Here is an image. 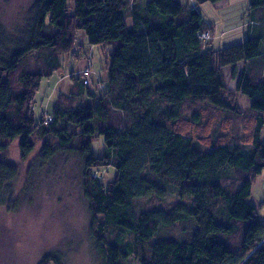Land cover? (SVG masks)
<instances>
[{"label":"trees","instance_id":"16d2710c","mask_svg":"<svg viewBox=\"0 0 264 264\" xmlns=\"http://www.w3.org/2000/svg\"><path fill=\"white\" fill-rule=\"evenodd\" d=\"M69 1L32 0L24 27L0 26V197L17 176L3 160L9 145L25 159L38 143L43 162L76 159L102 264H264V223L249 202L264 172V0L248 2L257 31L222 50L203 42L213 27L178 0H74L71 10ZM78 32L112 47L108 88L72 76L36 123L34 96ZM253 62L255 73L237 74ZM228 67L246 113L226 89ZM107 168L105 187L97 172ZM151 197L175 200L148 209Z\"/></svg>","mask_w":264,"mask_h":264},{"label":"rangeland","instance_id":"374dc122","mask_svg":"<svg viewBox=\"0 0 264 264\" xmlns=\"http://www.w3.org/2000/svg\"><path fill=\"white\" fill-rule=\"evenodd\" d=\"M178 1L190 10L195 9L213 27V31L205 32L203 42H211L214 50L239 45L246 39L249 0H231L230 6L222 8L208 2L198 4L197 0ZM31 4L32 0H0V26L4 31L13 35L24 27ZM73 5L74 0H70V10ZM111 51L110 45H89L84 33L78 32L71 52L59 57L60 69L50 78L42 79L34 96L31 108L36 123L51 115L57 100H64L71 89L72 76L82 79L87 71V81L97 82L94 89L101 83L106 91L105 71ZM223 76L227 91L245 112L249 109L248 100L237 94L230 67L223 70ZM205 116L211 122L214 115ZM33 140L36 139L33 137ZM101 142V137L94 140L95 153L101 150ZM260 142L264 145V129ZM39 151L37 143L34 151L22 159L18 147L12 143L3 157L17 168V176L3 188L0 197V264H102L90 236L88 205L76 159L57 154L43 162ZM97 173L105 187L114 175L109 168ZM262 183L263 177L253 183L249 202L256 207L259 221L264 223V208L260 207L264 202ZM174 200V197L163 201L151 197L141 204L149 209ZM129 264L136 263L130 260Z\"/></svg>","mask_w":264,"mask_h":264},{"label":"crops","instance_id":"0c3cea01","mask_svg":"<svg viewBox=\"0 0 264 264\" xmlns=\"http://www.w3.org/2000/svg\"><path fill=\"white\" fill-rule=\"evenodd\" d=\"M230 1L231 0H222V1H220L219 3H217L216 4V7L217 8H222V7H228V6H230ZM249 2V1H248ZM247 14H248V16H249V20L247 21V23H246V31L247 32H249L250 30L251 31H255L257 28L255 27V26H252L251 24H252V21H253V17L250 15V13L248 12V10H247ZM257 31V30H256ZM258 63H256V62H253V64L252 63H247V64H238V66H237V74H239L240 72H241V70L243 69V68H245V69H247L249 72H252V73H255L256 72V65H257ZM232 71V70H231ZM234 84H235V88H236V81L234 80ZM263 131V130H262ZM261 138H262V132H261V136H260V140H261ZM258 177H263V183H262V188H263V190H264V172H262V174H260ZM257 177V178H258ZM256 178V179H257ZM256 181V180H255ZM255 181H254V183H255ZM254 185V184H253ZM252 191H253V186H252ZM251 194H252V192H251ZM263 203V202H262Z\"/></svg>","mask_w":264,"mask_h":264},{"label":"built area","instance_id":"2783aa9c","mask_svg":"<svg viewBox=\"0 0 264 264\" xmlns=\"http://www.w3.org/2000/svg\"><path fill=\"white\" fill-rule=\"evenodd\" d=\"M207 34V33H206ZM206 34L205 33H203V34H201L199 37L203 40V38H205V36H206ZM88 75H89V73L86 71V72H84V74H83V79L85 80V82L87 81V77H88ZM263 207H264V204H263Z\"/></svg>","mask_w":264,"mask_h":264}]
</instances>
